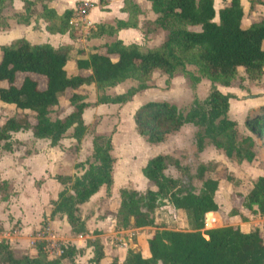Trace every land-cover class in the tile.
<instances>
[{
  "label": "trees",
  "instance_id": "16d2710c",
  "mask_svg": "<svg viewBox=\"0 0 264 264\" xmlns=\"http://www.w3.org/2000/svg\"><path fill=\"white\" fill-rule=\"evenodd\" d=\"M23 12L2 16V11L13 0H0V30L9 28V19L29 24L35 16L46 22L50 33H65L69 28L71 11L62 15L42 3L40 9L32 8L41 0H20ZM43 1V0H42ZM156 15L153 19H140L143 14L133 0H124L126 21H117L115 27L99 25L98 33L114 34L122 28H139L145 39L165 32L160 44L142 47L125 44L117 39L96 46L87 58L75 60L76 73L68 75L65 67L69 60L67 48H54L49 43L32 44L18 38L0 46V103L11 105L21 115H12L0 122V149L11 151L13 133L31 131L37 139H46L51 147L60 145L66 137L81 142L87 125L84 110L90 106L82 88L93 84L100 94L97 104L124 105L138 92L146 90L154 71L166 75L169 82L177 73L199 83L200 78L210 82L209 93L195 98L188 109H182L166 100H151L140 105L133 114L137 134L149 145H158L177 134L185 125L195 127L193 134L196 156L207 147L219 150L232 162L251 163L257 157V142L264 136V105L250 111L244 126L252 135H241L237 122L229 117L230 99L234 95L220 91L216 85L233 87L240 80H260L264 74V17L244 25L242 0H221L218 12L214 0H148ZM261 0H250V9ZM217 15V16H216ZM217 17V19H216ZM193 26L199 27L193 30ZM188 66H193L194 76ZM18 74H25L17 84ZM31 74L44 77L43 87ZM127 80L137 82L124 93L109 95L106 90ZM72 107L64 117L52 118L59 97ZM61 107V106H60ZM70 132V134H68ZM68 134V135H67ZM263 144L264 150V141ZM112 134H97L92 139L89 158L76 167L80 174L56 175L63 188L54 199L50 218L65 217L70 231L76 235L88 233L86 219L80 207L87 203L102 187L111 192L115 156L112 154ZM209 162L181 165L169 154L158 153L142 167V175L150 187L144 192L132 188L119 189V203L115 212L122 229L145 228L155 224L154 211L160 204H169L187 217L190 230L156 231L147 238L148 256L127 250L121 257L115 253L108 262L99 238L88 240L92 247L94 264H264V233L258 228L243 231L240 228L205 229L212 227L214 213L218 211L216 193L219 178L211 175L214 168ZM173 166L181 174H166ZM193 180L200 183L196 188ZM1 201L11 194L7 180L0 183ZM242 206L252 215L264 218V176H259L246 195ZM211 218V220H210ZM213 219V220H212ZM35 256L15 257L7 243H0V264H80L74 257L79 253L75 246H63L59 257L50 258L43 252L42 244L35 247Z\"/></svg>",
  "mask_w": 264,
  "mask_h": 264
},
{
  "label": "rangeland",
  "instance_id": "374dc122",
  "mask_svg": "<svg viewBox=\"0 0 264 264\" xmlns=\"http://www.w3.org/2000/svg\"><path fill=\"white\" fill-rule=\"evenodd\" d=\"M141 1L145 3L144 0ZM261 1L255 3L250 9V0H242L244 25L264 17V0ZM221 6V0H214L216 13ZM15 7L16 4L11 8H4L2 16L23 11V8H19L20 6ZM192 28L197 30L199 27ZM164 36L165 32L158 30L152 40L143 41L141 46L144 48L157 46ZM87 43L88 41L84 46L85 49H87ZM82 46L79 43L75 49L79 50ZM74 60V56H70L66 65L68 75L76 73ZM187 68L194 76H198L193 66ZM24 75L18 74L17 84ZM31 76L37 79L39 75L31 74ZM37 80L39 86L43 87L44 77L40 76ZM136 84L134 80H127L107 89L106 93L109 95L124 93ZM148 85L151 87L147 89V92H138L124 105L97 104L95 102L100 92L93 84L84 86L82 91L87 95L86 101L90 103V106L83 113L87 130L79 143L66 137L60 141L59 146L51 147L48 140L37 139L31 131H23L11 135V151L0 149V183L7 180L12 188L6 201H1L3 191L0 189V243H7L15 257L35 256L37 252L34 247L39 243L42 244L43 252L48 257H58L55 252L47 251V240L38 239L40 231L49 226V232L54 234L57 245H73L79 249L74 259L80 264H94L91 262L93 251L92 247L87 245L88 240L100 239L105 249L103 261L108 262L115 251L120 253L121 257L127 250L148 256L147 238L156 231L190 230L184 212L165 203L160 204L154 211V226L122 229L118 225L119 220L116 219L115 212L119 203V189L125 187L144 192L150 187L141 169L149 158L158 153L171 155L178 159L181 165L193 166L201 161L209 162L214 168L211 175L219 178L216 193L219 205L218 211L214 212L213 219L216 218V220L211 221L212 227H208L209 218L205 215V229L232 227L248 231L258 228L261 233H264V218L252 215L241 204L242 196L248 193L254 181L259 176H264V150L261 143L264 141V136L259 140L244 126L247 114L264 105V74L260 80L242 79L230 88L216 85L220 91L234 95L229 102V117L237 122L238 132L241 135H252L257 142V157L251 163L242 162L241 164L229 161L221 151L212 146L196 156L193 138L196 129L192 125H185L179 134L168 137L160 146L149 145L135 130L133 122L135 110L151 100H166L179 108L188 109L195 98L202 100L207 96L210 82L200 78V82L196 83L181 73H177L167 82L166 75L154 71ZM67 96L66 93L59 97L61 107L54 108L52 118H62L71 112L72 107L66 100ZM22 113L11 105L0 103V122L6 117ZM97 134H112V154L116 158L114 181L109 194L105 187H102L80 207L81 216L86 219L88 233L76 235L70 231L65 217L56 215L55 218H50L51 202L57 198L58 192L63 188L54 176L80 174L81 169L76 165L90 157L92 139ZM165 172L173 177L181 176L173 166H169ZM193 184L196 188L200 187L197 180H193ZM63 263L69 264L66 260Z\"/></svg>",
  "mask_w": 264,
  "mask_h": 264
},
{
  "label": "crops",
  "instance_id": "0c3cea01",
  "mask_svg": "<svg viewBox=\"0 0 264 264\" xmlns=\"http://www.w3.org/2000/svg\"><path fill=\"white\" fill-rule=\"evenodd\" d=\"M79 1L80 0H41L36 4V6H34L35 9L32 8V12L34 11L33 14H35L36 11L40 9L41 4L45 3L46 6L53 9L57 15H62L67 10L71 11V19L74 17L75 8ZM93 1L94 4L89 9L84 24L78 23L76 27L69 24V28L65 33H50L46 29V22L42 18H36L35 16L30 19L29 24L16 23L14 20L9 19V28L0 30V41H3L0 45H6L15 39L24 38L32 44L49 43L54 48H67L69 51V59L70 56H74V59L76 60L78 58H87L96 46L110 43L117 39L121 40L125 44L135 43L139 45H141L143 41L147 42L153 39L154 36L149 39H145L139 28L132 27L119 29L112 35L103 32L98 33L97 27L99 25H110L115 27L117 21H126L128 19V14L123 10L124 0ZM133 2L139 6L141 12L143 13L140 16V19L155 18L156 15L151 10V4L148 0H144L145 3H142L141 0H133ZM20 3L22 5H20ZM15 4V8L19 6V8H23V3L20 0H13L12 5L7 7L11 8ZM21 12L23 11H20V13ZM87 41V49H85L84 46ZM79 43L83 46L80 47L81 49L76 50L75 47L79 46ZM143 91L147 92V89ZM179 132L177 134H179ZM162 143L151 146H160Z\"/></svg>",
  "mask_w": 264,
  "mask_h": 264
},
{
  "label": "built area",
  "instance_id": "2783aa9c",
  "mask_svg": "<svg viewBox=\"0 0 264 264\" xmlns=\"http://www.w3.org/2000/svg\"><path fill=\"white\" fill-rule=\"evenodd\" d=\"M93 0H80L78 5L75 8L74 17L69 20V24L73 27H76L78 23L84 24L86 16L88 14L89 9L93 6ZM75 18V19H74ZM50 231V226L46 229L40 231L38 235V239L47 240V251L55 252L56 255L59 257L62 254V247L64 245H57V242L54 240V234Z\"/></svg>",
  "mask_w": 264,
  "mask_h": 264
}]
</instances>
